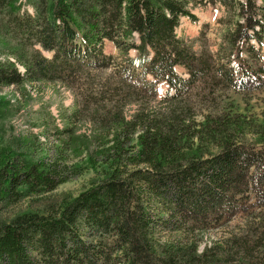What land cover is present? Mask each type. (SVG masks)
Segmentation results:
<instances>
[{"label": "trees", "instance_id": "16d2710c", "mask_svg": "<svg viewBox=\"0 0 264 264\" xmlns=\"http://www.w3.org/2000/svg\"><path fill=\"white\" fill-rule=\"evenodd\" d=\"M196 1L25 0L30 13L23 0H0L14 37L0 38V88L49 82L77 95L98 78L91 72L110 69L88 92L98 101L89 134L55 127L46 153L34 138L0 132V264H229L239 237L199 246L236 213L264 208V109L247 97L264 89V0H205L225 9L213 53L176 32L182 18L197 19ZM114 77L117 86L104 88ZM160 82L165 107L125 115ZM10 105L0 97V121ZM85 171L93 176L77 195L2 217Z\"/></svg>", "mask_w": 264, "mask_h": 264}, {"label": "rangeland", "instance_id": "374dc122", "mask_svg": "<svg viewBox=\"0 0 264 264\" xmlns=\"http://www.w3.org/2000/svg\"><path fill=\"white\" fill-rule=\"evenodd\" d=\"M23 1L25 2V0ZM23 7L32 13V8L27 2H25ZM192 11L197 19L191 21L187 18H182L176 30L178 36L189 41L194 50L203 48L210 53L215 52L219 48L218 45L222 41L221 34L225 29L224 24L220 21L225 16L224 7L220 4H212L203 0L201 3L196 1ZM10 37L14 38L13 35L7 32L5 16L0 14V38H7L11 42ZM1 49L2 47L0 48V57H3L5 52ZM103 50L105 54L113 57L115 64L119 65V63H122L123 55L120 54V51L112 42L105 41ZM261 52L264 60V46H262ZM45 54L49 55L48 53ZM135 54L134 50L129 52L130 57L135 56ZM176 69L179 73H183L182 67H177ZM91 74H95L99 79L105 78L109 76L110 69L91 72ZM89 76L90 78L83 80L87 86L77 95L60 83H26L24 85L25 90L16 86H3L0 88V97L2 96L9 100L11 105L7 116L0 121V132H4L6 139L12 137L34 138L36 143L41 144L40 148L42 151L45 150L46 153H49L53 144L58 141L53 132L55 127L63 128L71 125L75 128L76 135L80 133L89 134L91 132V124L89 123L90 116L88 111L92 107L91 103L96 104L98 101H92V98L88 96V92L91 94L98 92L95 86L99 80L98 78H93V75ZM102 81L107 84V87L104 88L117 86L115 77L109 80L103 79ZM166 90L167 85L160 82L157 85V94L154 97L147 91H140L137 95L138 101L129 103L124 107L125 115L129 116L132 114L140 104L147 109L165 107V103L161 102V99ZM229 94L240 101L237 95H233L232 92H229ZM79 95L84 100L82 99L81 101ZM106 95H111L110 89ZM200 95H206L212 101L214 100L212 92H204L200 93ZM247 97L250 99V105L254 106L255 111L264 109V89L250 93ZM107 103V100L103 97L98 106L101 104L107 105ZM75 109H78L76 118L69 119ZM92 176V171H85L84 174L72 177L70 180L58 185L54 190L42 194L41 197L25 199L17 205L5 209L2 217L9 219L18 212L40 210L46 203L58 201L65 195H77L88 185V181ZM254 202V198L250 195L249 203ZM261 210L264 211V208L253 206L248 213H236L227 224L206 232L205 236H203V243L199 248H202L205 244L209 245L213 241H222L235 235L239 237V241L234 242L236 243L235 248L231 250L229 256L223 258V261L230 260L229 264H264V212L260 216L257 214ZM219 250L222 249L217 248L218 252Z\"/></svg>", "mask_w": 264, "mask_h": 264}]
</instances>
